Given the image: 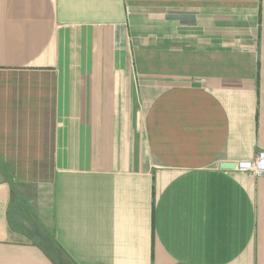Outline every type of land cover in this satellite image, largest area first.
I'll list each match as a JSON object with an SVG mask.
<instances>
[{
    "label": "crops",
    "instance_id": "obj_1",
    "mask_svg": "<svg viewBox=\"0 0 264 264\" xmlns=\"http://www.w3.org/2000/svg\"><path fill=\"white\" fill-rule=\"evenodd\" d=\"M264 0H0V264H264Z\"/></svg>",
    "mask_w": 264,
    "mask_h": 264
},
{
    "label": "built area",
    "instance_id": "obj_2",
    "mask_svg": "<svg viewBox=\"0 0 264 264\" xmlns=\"http://www.w3.org/2000/svg\"><path fill=\"white\" fill-rule=\"evenodd\" d=\"M234 169L252 176H261L264 174V151H258L251 159L237 161L234 164Z\"/></svg>",
    "mask_w": 264,
    "mask_h": 264
},
{
    "label": "water",
    "instance_id": "obj_3",
    "mask_svg": "<svg viewBox=\"0 0 264 264\" xmlns=\"http://www.w3.org/2000/svg\"><path fill=\"white\" fill-rule=\"evenodd\" d=\"M221 167L222 168H231V167H234V165L232 164H225V163H223V164H221Z\"/></svg>",
    "mask_w": 264,
    "mask_h": 264
}]
</instances>
